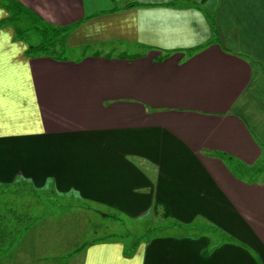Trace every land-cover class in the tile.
<instances>
[{
	"label": "crops",
	"instance_id": "obj_1",
	"mask_svg": "<svg viewBox=\"0 0 264 264\" xmlns=\"http://www.w3.org/2000/svg\"><path fill=\"white\" fill-rule=\"evenodd\" d=\"M14 4L134 54L30 57ZM263 155L264 0H0V188L34 199L25 227H77L74 264H264V175L233 168ZM100 213L151 234L86 240Z\"/></svg>",
	"mask_w": 264,
	"mask_h": 264
},
{
	"label": "rangeland",
	"instance_id": "obj_2",
	"mask_svg": "<svg viewBox=\"0 0 264 264\" xmlns=\"http://www.w3.org/2000/svg\"><path fill=\"white\" fill-rule=\"evenodd\" d=\"M11 7V6H10ZM15 4L12 6L18 12V21L16 22V26L19 28H24L32 23H35L37 19H32L28 13H26L23 9L17 8ZM20 13V15H19ZM30 39L32 43H36L38 40L37 35L30 34ZM81 54H101L106 56H124V55H131L134 54V51L129 49L126 51H122L117 46H83L79 48H72L67 51V58H75L80 57ZM263 162L257 163L253 167L261 166L264 163V155H263ZM244 166V165H243ZM246 167V166H245ZM239 170L234 169V171L244 177L247 180H254V179H261L262 176L258 173H251L243 171V167H238ZM4 191V192H2ZM14 192V193H13ZM24 193V191H22ZM42 199L46 200L45 203H50L52 200L55 201L54 197H43ZM60 204L64 203L62 199L57 200ZM56 201V202H57ZM44 202V201H43ZM33 204L34 199L29 198L28 195L22 194L19 190L10 188V189H3L0 188V254H3V257L8 260H15L17 262H21L24 264H67L70 261L69 258H66V255L71 253L75 248V237L73 234L78 229L75 226L68 228H60V227H49L48 229H44L43 227H25L31 223V219L33 217L39 215L38 211H27L20 206L26 207L27 204ZM76 204V203H72ZM54 205V204H53ZM16 208V209H15ZM27 208V207H26ZM14 210V211H13ZM22 210V211H21ZM72 218H75V215L78 218H81L79 214L76 212H70ZM20 216L21 219L16 220V223L12 221L13 216ZM91 217L93 221L91 220ZM114 218H118L117 215L110 214L109 218H103L102 213L99 215V223L97 226L94 225L91 227L92 229L88 228L89 223H95V217H84V228H79V230H87L85 234L89 231V236H84L86 240H93L96 238L106 239L111 237H126V238H137L138 236H145L152 230V227L148 226L149 223L141 221H134L131 219H127L125 217L119 218L118 221H114ZM158 220V219H157ZM31 221V222H30ZM70 223V222H69ZM87 223V228H85V224ZM15 225V226H14ZM27 228V229H26ZM27 230V231H26ZM46 230V233L49 236L48 241H50L51 237L58 239L59 235L65 234L66 237H63L59 243H44L43 242V235L42 233ZM92 230H97L98 233L93 235ZM166 230V229H163ZM155 230L152 231L154 233ZM169 231H175L174 228L169 229ZM41 232L40 235H38ZM82 233V231H80ZM157 232V231H156ZM44 234V233H43ZM84 234V233H82ZM155 234V233H154ZM60 239V238H59ZM13 241L11 247H15L17 250V254L15 253H2L5 248L9 246V243ZM67 252V254H66ZM3 257H1L3 259ZM74 264V262H72Z\"/></svg>",
	"mask_w": 264,
	"mask_h": 264
},
{
	"label": "trees",
	"instance_id": "obj_3",
	"mask_svg": "<svg viewBox=\"0 0 264 264\" xmlns=\"http://www.w3.org/2000/svg\"><path fill=\"white\" fill-rule=\"evenodd\" d=\"M6 10L9 12V18L7 22L10 23L11 27L14 29L15 35L27 44L28 56H48L55 60L67 59L66 54L69 50L67 46V38L72 31L73 26L55 27L39 18L35 23H32L24 28H19L16 26L19 11L17 12L12 7H6ZM31 33L35 34V36L37 35L38 40L36 43L31 42ZM238 167H243V171L249 172V174L255 173L258 175L259 173L264 175V163L257 167H245L238 163L233 165V168L237 170L240 169ZM113 220L118 221V218L113 217Z\"/></svg>",
	"mask_w": 264,
	"mask_h": 264
}]
</instances>
